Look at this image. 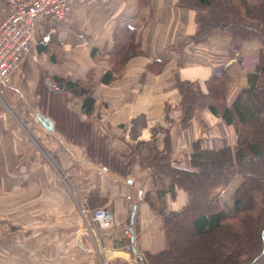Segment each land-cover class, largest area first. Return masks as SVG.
<instances>
[{"label": "crops", "instance_id": "1", "mask_svg": "<svg viewBox=\"0 0 264 264\" xmlns=\"http://www.w3.org/2000/svg\"><path fill=\"white\" fill-rule=\"evenodd\" d=\"M140 1L70 0L64 22L46 18L37 23L38 38L49 35L44 46L48 58L36 62L26 55L9 75L11 83L29 70L37 71L46 83L54 77L71 81L89 77L95 102L83 124L87 125L84 134L76 127L81 123L80 103L65 110L64 115L61 112L60 116L47 117L53 135L46 139L48 150L66 171L69 185L63 189L54 176L38 177V183L46 179L43 185L53 182V190L39 189L31 197L36 201H24V247L28 252L52 247L51 251L33 252L25 264H76L81 259L86 262L90 254L94 255L95 236L108 264H145L139 254H157L166 249L163 218L185 207L188 195L175 187L173 193L158 198L150 187L148 171L139 164V156L122 154L132 145L148 143L168 152L175 167L189 170L195 145L213 151L236 148L233 126L206 107L195 110L182 123L176 80L195 84L207 95L212 77L221 75L224 106L230 109L248 87L247 73L259 65L261 41L244 40L232 53L230 37L224 30L192 39L196 17L205 16L206 11L180 7L178 0ZM4 8L5 1L0 6V19ZM123 24L134 31L140 54L129 58L110 84H100L102 74L111 68L113 32ZM40 130L43 136L49 133L41 124ZM38 134L36 138L42 140ZM86 136L100 137L101 162L100 155L85 153L87 142L77 143L78 137L84 140ZM120 165L126 170L122 171ZM232 190L227 189L228 195L220 201L222 210L231 209ZM146 194L151 205L145 201ZM24 198L29 199L28 192H24ZM94 201L110 210L112 226L97 229L91 236L83 228L86 206L90 208ZM125 227L129 236L123 233ZM76 247L89 255H79ZM70 249L72 254H67ZM95 254L101 264L103 256Z\"/></svg>", "mask_w": 264, "mask_h": 264}, {"label": "trees", "instance_id": "2", "mask_svg": "<svg viewBox=\"0 0 264 264\" xmlns=\"http://www.w3.org/2000/svg\"><path fill=\"white\" fill-rule=\"evenodd\" d=\"M3 1L0 0V6ZM178 6L207 12L205 16L196 17L193 40L224 30L230 37L232 53L237 44L250 39L261 41L263 49L256 70L247 73L248 87L240 92L230 109L224 106L221 75L212 77L207 95L195 84L176 80L182 123L188 121L195 110L206 107L225 124L236 128L237 147L233 153L227 148L201 150L195 145L190 153L189 170L175 167L168 152L159 151L148 143H137L130 146L131 151L127 149L122 154L139 156L140 166L148 171L150 187L158 198L173 193L175 187L182 188L188 195L185 207L164 217L168 248L157 254H144L145 264H166L177 257L181 232L185 234L183 241L212 236L205 250L207 264L215 259L218 264H264V0H178ZM251 13L255 17H251ZM113 40L109 55L111 68L98 81L103 85L117 77L129 58L140 54L134 31L127 25L114 30ZM38 50L45 52L46 49L39 47ZM52 80L61 86L63 93L77 98L80 109L90 114L95 102L89 77L84 81L59 77ZM236 178L232 207L222 210L218 191ZM145 201L149 202L148 194Z\"/></svg>", "mask_w": 264, "mask_h": 264}, {"label": "rangeland", "instance_id": "3", "mask_svg": "<svg viewBox=\"0 0 264 264\" xmlns=\"http://www.w3.org/2000/svg\"><path fill=\"white\" fill-rule=\"evenodd\" d=\"M251 17H255L254 13H251ZM29 56L31 57V55ZM46 58H48L47 54ZM21 76L13 83L9 80L7 84H0V264H25L32 258L33 252L40 251L42 253L52 249V247L33 248L28 252V248L24 247V201H36L31 197H35L39 189L53 190V182H46L43 185L42 181H46V179H42L38 183V177L52 178L54 176L57 182L61 181L60 184L63 189H66V186L69 185L68 178L65 175L67 174L66 171L54 158L53 153L48 150L49 141L47 142L46 139L53 136L52 132L49 131L47 135L43 136L39 119L49 120L47 117L60 116L61 112L64 115L63 112L65 110L72 109L80 103L77 98L63 93L61 86L59 91L50 90L49 84L54 83L52 78L46 83L43 79H40L37 71H24V76ZM30 82L31 85H29ZM62 96L65 97V100ZM79 118L81 123L79 122L76 127L84 134V129H87V125L83 124L87 122L89 115L86 118H82L79 113ZM79 124H82V126H79ZM233 128L237 142L236 128ZM38 133L42 136V140L36 138L39 136ZM78 138L77 143L84 145L87 142L83 149L85 153L87 152L93 156L100 155V137L86 136L84 140L80 137ZM52 141L57 144L54 139ZM233 152L231 151V153ZM101 157L102 155H100L99 162L103 159ZM125 167L120 165L119 168L125 171ZM237 181L238 178L226 188H221L218 191L219 206L220 201L224 200L225 196L228 195L227 189L231 187L234 189ZM24 192H28L29 199L24 198ZM229 197L231 201V196ZM92 203V205L89 204L90 209L105 207L97 201ZM178 236L179 248L177 257L166 264H207L205 250L212 236L209 239L191 237L187 241H183L185 238L184 233L181 232ZM166 244L167 249V238ZM81 247L83 246L81 245ZM76 248L79 255L88 254L79 247ZM72 250L70 249L66 253L72 254ZM95 256L94 252L93 256L89 255L86 262L81 259L76 264H98ZM208 264H211V262H208ZM212 264H218V260L215 259Z\"/></svg>", "mask_w": 264, "mask_h": 264}, {"label": "built area", "instance_id": "4", "mask_svg": "<svg viewBox=\"0 0 264 264\" xmlns=\"http://www.w3.org/2000/svg\"><path fill=\"white\" fill-rule=\"evenodd\" d=\"M69 12L70 0H5V8L0 19V84L9 82L10 73L26 55H31L34 61L47 59L46 53L37 48L48 44L49 35H41L38 38L37 23L46 18L59 23L64 22ZM49 89L59 91L60 86L49 84ZM87 115L89 114L83 110L80 111L82 118H86ZM85 211L87 219L83 230L91 236L95 235L97 229L112 226V213L108 208L87 207ZM123 233L129 236L130 231L125 227ZM93 241L94 251L104 258L101 259V264H108L104 251L98 246L96 236ZM139 257L144 258L142 253Z\"/></svg>", "mask_w": 264, "mask_h": 264}, {"label": "water", "instance_id": "5", "mask_svg": "<svg viewBox=\"0 0 264 264\" xmlns=\"http://www.w3.org/2000/svg\"><path fill=\"white\" fill-rule=\"evenodd\" d=\"M39 122L42 126H44L48 131L52 130V123L48 119H39ZM133 213L131 214V218L133 217Z\"/></svg>", "mask_w": 264, "mask_h": 264}]
</instances>
